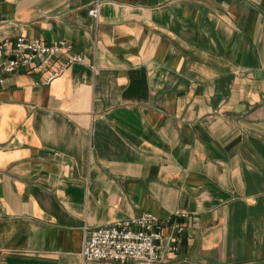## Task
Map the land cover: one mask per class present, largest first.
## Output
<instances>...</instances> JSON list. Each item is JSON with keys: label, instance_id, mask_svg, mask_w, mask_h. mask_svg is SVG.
<instances>
[{"label": "crops", "instance_id": "0c3cea01", "mask_svg": "<svg viewBox=\"0 0 264 264\" xmlns=\"http://www.w3.org/2000/svg\"><path fill=\"white\" fill-rule=\"evenodd\" d=\"M149 1L0 0V42L82 58L0 86V264H79L143 214L170 262L264 264V0Z\"/></svg>", "mask_w": 264, "mask_h": 264}, {"label": "built area", "instance_id": "2783aa9c", "mask_svg": "<svg viewBox=\"0 0 264 264\" xmlns=\"http://www.w3.org/2000/svg\"><path fill=\"white\" fill-rule=\"evenodd\" d=\"M97 18V4L87 10ZM64 56L61 66L51 70L45 79L50 82L64 69L82 58L64 41L44 43L17 36L0 42V86L19 67H46L52 60ZM181 217L184 214H180ZM161 222L151 214L115 221L106 226L84 229L79 251V264H183L170 262L164 256L177 252L176 237L161 234ZM181 228L175 230L180 234Z\"/></svg>", "mask_w": 264, "mask_h": 264}, {"label": "water", "instance_id": "95a60500", "mask_svg": "<svg viewBox=\"0 0 264 264\" xmlns=\"http://www.w3.org/2000/svg\"><path fill=\"white\" fill-rule=\"evenodd\" d=\"M161 1H163V0H153V1H149L148 2V5H155L156 3H159Z\"/></svg>", "mask_w": 264, "mask_h": 264}]
</instances>
